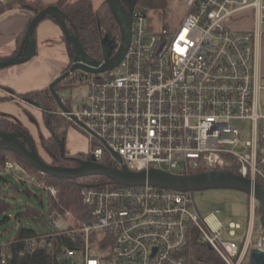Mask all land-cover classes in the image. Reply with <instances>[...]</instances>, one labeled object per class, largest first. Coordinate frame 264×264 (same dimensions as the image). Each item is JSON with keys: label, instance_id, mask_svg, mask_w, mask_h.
Here are the masks:
<instances>
[{"label": "built area", "instance_id": "2783aa9c", "mask_svg": "<svg viewBox=\"0 0 264 264\" xmlns=\"http://www.w3.org/2000/svg\"><path fill=\"white\" fill-rule=\"evenodd\" d=\"M187 9L177 31H156L153 10L136 6L122 63L110 72L87 74L88 93L78 110L61 113L72 122L74 116L99 143L90 157L98 163L111 150L123 161L117 168L176 175L234 168L236 175L264 185V74L259 57L264 0H188ZM242 23L253 27L238 28ZM240 122L251 126L243 129ZM2 172L26 173L13 160ZM31 180L43 188V182ZM45 190L58 195L55 187ZM250 198L249 225L240 245L236 238L242 226L231 223V240L225 241L224 224L215 213L202 218L191 192L149 185L83 187L80 201L87 220L71 229L72 212L51 210V230L27 239L17 257L45 248L70 264H189L185 249L197 233L199 242L225 264H252V251L264 250V237L252 247L257 200ZM64 236L80 248L62 243L56 251L53 241ZM13 257L5 252L1 263Z\"/></svg>", "mask_w": 264, "mask_h": 264}, {"label": "trees", "instance_id": "16d2710c", "mask_svg": "<svg viewBox=\"0 0 264 264\" xmlns=\"http://www.w3.org/2000/svg\"><path fill=\"white\" fill-rule=\"evenodd\" d=\"M120 1L125 8H128V0ZM169 5L170 0H139L136 6H146L153 11L164 12L168 9ZM6 6L10 9L16 7L24 9L33 12L34 15H37L46 8L41 1L30 2L27 0H10ZM54 6L60 8L69 31L79 38L90 59L102 60L105 47H112L113 54H115L120 45L121 33L105 0L99 6L95 5L94 0H79L77 2L59 0ZM63 40L65 42L64 37ZM67 46L71 51L70 55L73 56V48L69 44H67ZM70 66L71 62L63 72L67 71ZM78 73L79 72H75L68 79L62 81L56 87V92H58L59 89L74 87L77 83L74 80ZM13 96L19 100L16 95ZM23 96L24 100L22 103L25 102L34 105L41 110L45 127L50 133L49 137L45 136L41 140L42 147L50 158V161H46L42 158L46 163L56 167L76 168L89 161V159L83 155L69 156L66 153L65 141L67 132L70 125L74 124V122L58 112V105L49 88L34 91ZM0 130L11 133H22L28 138L31 145L35 146L34 139L29 129L17 123L12 118L0 117ZM25 145L29 149L30 146H27V143H25ZM109 157L110 155L106 153L103 164L106 166L117 167L118 164L113 159L112 161L107 159ZM8 160H13L22 169L31 172V174L38 177L39 181L44 183L42 186L43 188L32 183L31 185L42 190H45V187L49 185L58 190V196L56 198L52 197L50 194L48 195L50 211L56 209L61 212L65 210L72 212L76 217L75 219H77V222L70 224L71 229L79 227L81 223L87 220V208L80 201V191L83 187L112 188L118 186L104 176L87 177L75 181L50 177L41 174L38 170L12 152L0 151V178L4 181L6 180L2 168ZM225 171L232 172L235 175L237 174V170L234 168H229ZM193 174H197V172H194ZM20 180L22 184L25 185L23 192L29 196L34 195L36 198L40 199L42 203V197L39 194L33 193L32 187L27 184V181L25 179ZM259 184L264 188V185H262L261 182H259ZM11 208L12 206L6 199H0V216H5L4 222L11 219L7 215ZM258 208L263 214L262 206L259 205ZM43 218L44 215L39 209L31 208L29 206L17 213L15 220L18 226L14 235L12 238L5 240L2 243L0 242V264H2V255L5 252H10L14 255L13 258L7 260L6 264H70L68 260H57V257L50 254L45 248H38L32 254L26 255L24 259H19L17 257L18 253L24 250L25 241L27 239L37 237L43 233L39 232L27 222L33 220V222L38 223L36 220H41ZM80 237L81 235H79V238ZM53 242L56 251L59 250L62 243L66 244L71 249L80 248V244L73 243L68 236L59 237ZM185 255L188 258L189 264H225L215 251L199 242L197 233L194 234L188 247L185 249Z\"/></svg>", "mask_w": 264, "mask_h": 264}, {"label": "rangeland", "instance_id": "374dc122", "mask_svg": "<svg viewBox=\"0 0 264 264\" xmlns=\"http://www.w3.org/2000/svg\"><path fill=\"white\" fill-rule=\"evenodd\" d=\"M103 1L104 0H94V3L98 6ZM187 2L188 0H170V5L166 11H153L151 14L153 17L151 20L152 27L156 31H161L164 28L170 31H177L188 13ZM239 25L238 28L243 29L253 27L252 23H242ZM47 33L49 34L47 36V41L43 42L44 44L40 43L39 47L37 45L38 54L33 59L22 65L5 68V71H2L3 69L0 70V87L8 85V87L10 86L12 90L20 95V97L18 96L19 100H17L11 97L12 95H10L9 92H1L2 89L0 88V117L12 118L17 123L28 128L34 139V147H36L44 160L50 161L49 155L45 152L41 144L43 137L50 136L49 131L45 127L42 112L34 105L25 102L22 103L24 100L23 93L48 89L52 83L60 77V75L54 72L52 62L68 64L69 61H71L67 44L62 39L63 33L60 26L58 25L56 28H51ZM259 53L263 66L264 37L259 41ZM90 78L91 75L79 72L74 80L77 82L74 87L59 89V96L61 99L67 101V108L71 111L74 112L78 110L84 96L87 95ZM57 110L61 113L59 107ZM239 126L247 130L250 128L251 124L249 122H240ZM244 139H247V136H245ZM97 145H99V143L92 140L77 124L74 123L70 125L65 141V150L69 156L83 155L90 160L91 153ZM107 159L112 161V156ZM25 172V174H20V172H18V176L15 173L5 174L4 178L6 181L0 178V199H6L12 206L11 210L7 213L11 218L10 220L4 222L5 216H0L1 243L12 238L18 226L15 216L27 206L39 209L44 215L43 219L36 220L38 223L33 222V220L27 223L31 224L39 232L45 233L51 230L48 220V214L50 212L48 201L49 192L31 185V178L33 177L36 180L38 177L34 176L26 169ZM20 178L27 180V184L32 187L33 193L39 194L42 197L43 204L41 200L34 195L29 196L23 192L25 185L22 184ZM192 194L202 218H206L212 213H215L224 224L223 239L225 241L231 240L229 236L231 223L240 224L242 226V230L237 232L236 238L237 242L242 245L249 225L252 198L236 190H209L194 192ZM259 205V202L256 201L255 231L252 238V247L259 239L264 237L262 234L263 214L258 208ZM55 210L56 209H53L52 211ZM75 218L74 216V220L70 221V224L77 222ZM105 263L111 264L109 261Z\"/></svg>", "mask_w": 264, "mask_h": 264}, {"label": "water", "instance_id": "95a60500", "mask_svg": "<svg viewBox=\"0 0 264 264\" xmlns=\"http://www.w3.org/2000/svg\"><path fill=\"white\" fill-rule=\"evenodd\" d=\"M105 1L121 33L120 45L115 54H113L112 47H105L102 60L90 59L79 38L69 31L60 8L49 6L35 15L30 23L25 36V48L19 51L16 56L5 61H0V70L25 64L33 59L38 54L34 36L37 27L47 18L54 19L62 30L66 44H69L73 48V56L70 55V68L52 83L49 90L61 112L70 114V110L63 104L61 97L56 92V87L75 72L102 74L113 71L122 63L130 46L133 11L139 0H128V8H125L120 0ZM70 117L75 124L83 127L74 116L70 115ZM26 142H29L28 138L22 133H11L0 130V151L12 152L41 174L58 179L75 181L87 177L104 176L115 184L125 187H143L149 185L165 190L191 193L209 190L240 191L250 197H254L262 206V227L264 231V188L259 183L235 175L232 172L211 171L195 175H176L159 169L137 172L129 170L125 165H122L121 168L106 166L96 162L94 158L76 168H62L46 163L36 147L31 145L28 149L25 145ZM101 142L105 144L103 141ZM109 152L117 164L123 163L117 153L111 150ZM251 263L264 264V250L255 248L251 254Z\"/></svg>", "mask_w": 264, "mask_h": 264}, {"label": "crops", "instance_id": "0c3cea01", "mask_svg": "<svg viewBox=\"0 0 264 264\" xmlns=\"http://www.w3.org/2000/svg\"><path fill=\"white\" fill-rule=\"evenodd\" d=\"M9 1L10 0H0V61H5L7 59H10L16 56L19 53V51L25 48L26 32H27V29L30 23L35 17L33 12H30L24 9H19L17 7L12 8V9L8 8L6 4ZM27 1H30V2L41 1L42 4H44L47 8L49 6H54L56 3H58L59 0H27ZM70 1L77 2L79 0H70ZM56 26H58V23L54 19L47 18L37 27L36 33H35V40H36L38 47L40 43L42 44L43 42L47 41L48 39L47 36L49 35L47 32H49L51 28H56ZM62 39H63V36H62ZM68 51L69 53H71L69 48H68ZM259 57H261L260 54H259ZM70 62L71 61H69V63ZM69 63L63 64V63H58V62H52L54 72L57 75L61 76L63 73L66 72V71L65 72L63 71L69 65ZM260 65H261L262 71L264 72V64L262 66L261 59H260ZM5 70L6 69H3L2 71H5ZM0 88L2 89L1 92L3 91L9 92L10 95H12L11 97L15 99L17 98L14 97L13 95L20 97V95H18L16 91L12 90L10 86L8 87V85H4L3 87H0ZM34 91H29V92H26L25 94H28ZM25 94L23 93V95Z\"/></svg>", "mask_w": 264, "mask_h": 264}, {"label": "flooded vegetation", "instance_id": "af4514ba", "mask_svg": "<svg viewBox=\"0 0 264 264\" xmlns=\"http://www.w3.org/2000/svg\"><path fill=\"white\" fill-rule=\"evenodd\" d=\"M22 141H23V139H22ZM27 143V146L29 145V146H31V143H29V142H26Z\"/></svg>", "mask_w": 264, "mask_h": 264}]
</instances>
